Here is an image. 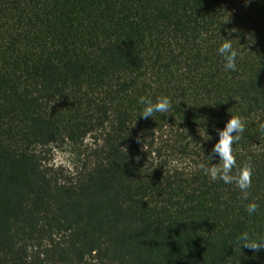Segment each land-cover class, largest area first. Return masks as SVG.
Here are the masks:
<instances>
[{
	"label": "trees",
	"instance_id": "16d2710c",
	"mask_svg": "<svg viewBox=\"0 0 264 264\" xmlns=\"http://www.w3.org/2000/svg\"><path fill=\"white\" fill-rule=\"evenodd\" d=\"M231 114L247 201L200 168ZM261 122L264 0H0V264H264L235 242L264 238ZM90 137L75 171L49 164Z\"/></svg>",
	"mask_w": 264,
	"mask_h": 264
},
{
	"label": "clouds",
	"instance_id": "9594fccd",
	"mask_svg": "<svg viewBox=\"0 0 264 264\" xmlns=\"http://www.w3.org/2000/svg\"><path fill=\"white\" fill-rule=\"evenodd\" d=\"M250 0H246V3ZM218 55L223 59V67L226 71L237 70V51L233 49L231 39H225L221 42L216 49ZM137 104L140 105V118H152L155 113H169L172 107V102L168 96H156L154 99L149 96H140L137 100ZM212 105V104H210ZM261 135H264V122H261L258 126ZM244 132V124L238 116L231 114L224 127L219 130V139L213 146V151L220 156V163L216 166L200 165L203 170L212 181L217 179L223 181L225 184L235 182L237 187L243 193V199L248 200V189L251 187V175L252 167L251 163H244L238 169L236 168V161L232 154V146L235 142L241 139V134ZM235 133V134H233ZM201 135V134H200ZM207 135V134H206ZM204 140L210 139L207 135V139L201 135ZM138 139V143H140ZM144 150V149H143ZM138 159V158H137ZM155 168V167H154ZM236 169L235 175H230ZM245 211L251 216L257 212L258 205L254 202H248L244 205ZM236 244L241 247L257 252L264 249V238L254 237L248 231L240 232L235 238Z\"/></svg>",
	"mask_w": 264,
	"mask_h": 264
},
{
	"label": "rangeland",
	"instance_id": "374dc122",
	"mask_svg": "<svg viewBox=\"0 0 264 264\" xmlns=\"http://www.w3.org/2000/svg\"><path fill=\"white\" fill-rule=\"evenodd\" d=\"M92 143L93 139L90 137L78 145L66 143L61 146H52L46 154L49 164L69 174L82 166Z\"/></svg>",
	"mask_w": 264,
	"mask_h": 264
}]
</instances>
